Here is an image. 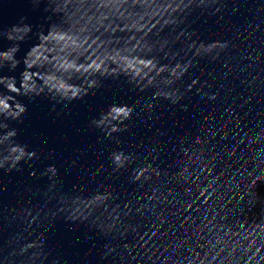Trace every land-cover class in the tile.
<instances>
[{
  "label": "water",
  "instance_id": "water-1",
  "mask_svg": "<svg viewBox=\"0 0 264 264\" xmlns=\"http://www.w3.org/2000/svg\"><path fill=\"white\" fill-rule=\"evenodd\" d=\"M3 31L0 264H264V0H0Z\"/></svg>",
  "mask_w": 264,
  "mask_h": 264
},
{
  "label": "clouds",
  "instance_id": "clouds-1",
  "mask_svg": "<svg viewBox=\"0 0 264 264\" xmlns=\"http://www.w3.org/2000/svg\"><path fill=\"white\" fill-rule=\"evenodd\" d=\"M17 29L13 28V31H16ZM0 36L2 37H8L9 39H11L12 37L9 36V33L7 31H3V32H0ZM51 38V35L49 34V36L47 37H43L42 36V39H50ZM227 46V43H225V45L223 47H226ZM38 49L37 48H32L31 50H29L25 57L23 58V64L27 65V67L29 69H31L33 67V65L36 63L35 60L32 59L33 56H35L36 54V51ZM18 51V49H9V50H4V51H0V67L4 66V63L6 61H10L12 62V67L14 68L16 66L17 63H19L20 61H18L16 59V56L14 55V53H16ZM185 71H187V68H185ZM23 79H24V83L21 85L26 91H33L35 92V95L37 97H39L40 93L44 91V89L41 87L39 88V90L37 91L36 90V82L35 81H32V84H31V87L29 86V81L32 80V77L30 75L29 72L25 71L23 72ZM6 79V78H5ZM5 79H0V84H4L5 83ZM195 83V81H193V84ZM8 88L11 89V91L13 92H17L18 89L12 84V83H8ZM51 87H55V85H52ZM51 87L49 88V91H51ZM61 88L64 87V85H60ZM191 86H189V90H190ZM64 96L65 98L67 99H71L72 101H74L75 99H77V94L76 92L74 91L72 93V97L71 98H68L67 97V92L64 93ZM173 103H178L179 102V99L181 97H179L175 92L171 91L169 93V97H168ZM216 97L215 96H209V99H215ZM8 105L7 103L0 99V108L2 109H7ZM114 111H117V109H114ZM118 111H120L125 117L128 116L129 112L127 109L125 108H121V109H118ZM26 112V108L23 107V106H20L19 107V113L22 115ZM92 123H95L94 121ZM91 126V125H90ZM113 131H116V129L114 128ZM9 135H14L13 132H10ZM13 151H15V149H13ZM26 157V158H25ZM33 158L35 159H38V153L35 152V151H29L27 153H24V152H21L19 156L16 157V161L17 162H20V161H23V162H28L29 160H33ZM120 161V156H115V162H119ZM122 166V165H121ZM4 167L3 164H0V168ZM16 167L15 165H9V168H14ZM18 169V168H17ZM32 175H35V173H31ZM51 174V177L52 178H55L56 175H57V168L54 164H51L49 165L43 172V175H49ZM140 177L139 175H137L135 177L136 180H138ZM135 182V181H133ZM52 187H55V185H53Z\"/></svg>",
  "mask_w": 264,
  "mask_h": 264
},
{
  "label": "snow or ice",
  "instance_id": "snow-or-ice-1",
  "mask_svg": "<svg viewBox=\"0 0 264 264\" xmlns=\"http://www.w3.org/2000/svg\"><path fill=\"white\" fill-rule=\"evenodd\" d=\"M257 181H260L261 183H264V176H258L256 180H254L252 183L255 184Z\"/></svg>",
  "mask_w": 264,
  "mask_h": 264
}]
</instances>
